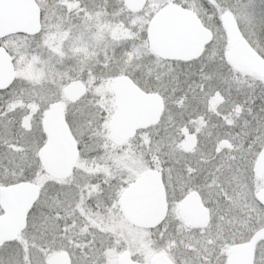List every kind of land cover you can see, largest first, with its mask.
Wrapping results in <instances>:
<instances>
[{
    "label": "snow or ice",
    "instance_id": "snow-or-ice-1",
    "mask_svg": "<svg viewBox=\"0 0 264 264\" xmlns=\"http://www.w3.org/2000/svg\"><path fill=\"white\" fill-rule=\"evenodd\" d=\"M0 264H264V0H0Z\"/></svg>",
    "mask_w": 264,
    "mask_h": 264
}]
</instances>
